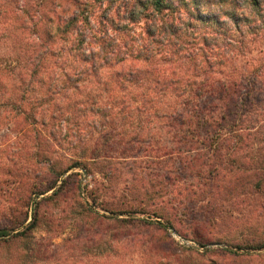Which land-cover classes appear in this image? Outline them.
<instances>
[{"label":"trees","instance_id":"16d2710c","mask_svg":"<svg viewBox=\"0 0 264 264\" xmlns=\"http://www.w3.org/2000/svg\"><path fill=\"white\" fill-rule=\"evenodd\" d=\"M37 3L38 14L20 20L29 47L0 54V107L13 110L19 135L29 136L32 162L0 169L23 191L16 202L40 197L22 229L0 227V247L9 252L12 243L31 237L38 207L59 201L75 175L69 170L91 172L90 163L110 158L114 140L125 158L138 143L131 128L143 121L160 124L173 141L176 147L165 146L164 154L197 172L201 188L189 191L205 209L202 219L185 227L163 202L162 181L142 177L128 185L137 202L109 211L130 216L101 217L136 224L147 231L151 250L170 251L171 260L153 264H262L264 235L243 238L235 251L220 248L217 258H205L211 252L205 246L214 243L210 215L222 211L220 200L264 201V145L258 144H264V0ZM248 156L251 164L242 161ZM104 165L113 170L111 161ZM165 227L205 249L177 244L161 232Z\"/></svg>","mask_w":264,"mask_h":264},{"label":"rangeland","instance_id":"374dc122","mask_svg":"<svg viewBox=\"0 0 264 264\" xmlns=\"http://www.w3.org/2000/svg\"><path fill=\"white\" fill-rule=\"evenodd\" d=\"M39 10L37 0H0V54L29 47V40L20 27L21 16L30 22V18L38 14ZM15 120L13 110L0 107L1 166L13 163L16 166H27L32 162L33 156L29 153L30 138L19 135V125ZM142 122L131 128L138 143H134L130 151H125V158H119L123 155V147L115 144L114 140L107 148V157L110 158L105 160L106 162L90 163L88 166L92 170L89 173L79 167L69 170L66 174L75 175L68 181L67 189L59 201L41 202L38 207V223L31 237L12 243L8 249L10 255L6 248L0 247V264H153L158 260L172 259L168 256V249H150L148 233L142 227L136 224L123 227L115 220L101 217L102 214L117 217V214H111L109 211L128 210V202L133 200L136 203L137 198L129 186L133 188V180L142 177L144 181H162L168 192L163 197V202L168 201L167 206L171 207L169 211L177 215L178 221L185 227L202 219L201 215L205 209H200V202L189 191L190 188L195 191L200 190L199 186L201 188L197 172L194 171L195 174L189 171L172 153L164 154L165 146L170 149L176 146L171 138L164 134L160 124L149 126L148 123ZM69 150H72V147L69 146L62 153L68 155L71 152ZM244 155L245 151L242 157ZM260 155L259 158L262 159L264 156ZM110 161L112 171L104 165ZM242 161L251 164L253 160L248 156ZM5 179L6 175L0 169V227H14V231H17L31 221L40 196H32L27 203L22 202L23 200L16 202L23 191L16 188L17 185H10ZM178 187L181 190H178ZM184 187L189 189L184 190ZM241 194L237 199L242 198ZM93 197L106 208L94 203ZM120 202L123 205L119 206ZM260 202L264 203L262 199L254 200L252 197L243 204H235L233 199L220 200L222 211L210 215L215 222L212 229L214 243L205 246L211 251L206 253L205 258H217L215 253L220 248L235 251L236 248L232 245L243 238H251L254 234L264 235V207L260 206ZM25 214L28 216L27 220L17 227V222L20 223ZM131 215L147 221L156 220L143 213ZM128 216L130 215L124 214L118 217ZM103 221L104 224L99 223ZM164 229L165 231L161 229V232L169 234L179 245L201 251L205 249L198 247L191 240H186L173 228ZM205 258L199 261L203 262ZM253 259H257L256 256ZM258 260L262 263L264 257Z\"/></svg>","mask_w":264,"mask_h":264}]
</instances>
